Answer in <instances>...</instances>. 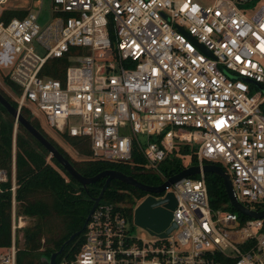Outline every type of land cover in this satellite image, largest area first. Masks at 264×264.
<instances>
[{
	"label": "built area",
	"instance_id": "built-area-1",
	"mask_svg": "<svg viewBox=\"0 0 264 264\" xmlns=\"http://www.w3.org/2000/svg\"><path fill=\"white\" fill-rule=\"evenodd\" d=\"M8 1L0 0V68L19 89V111L33 105L55 131L87 137L93 159L132 164L136 150L150 171L186 144L197 164L230 172L238 201L264 209V4L51 0L53 19L41 25L31 10L2 20ZM64 56V79L47 74ZM169 191L177 203L167 236L139 238L123 204L101 198L79 250L55 264H264V217L212 209L203 173L160 196ZM24 225L17 215L13 231ZM16 251L13 240L0 264H16Z\"/></svg>",
	"mask_w": 264,
	"mask_h": 264
},
{
	"label": "trees",
	"instance_id": "trees-1",
	"mask_svg": "<svg viewBox=\"0 0 264 264\" xmlns=\"http://www.w3.org/2000/svg\"><path fill=\"white\" fill-rule=\"evenodd\" d=\"M18 10L7 9L1 19L9 20L21 16ZM26 14L24 12L23 16ZM68 65L66 56L52 59L46 66L50 76L63 80ZM6 85L15 93L19 89L7 77ZM0 92L17 107L12 96L0 88ZM20 112L49 139L57 149L84 176H92L104 169H115L133 176L144 184H159L166 178L179 172L185 165L179 156H188L191 164H197L193 149L186 144L179 152L169 154L159 166V171L144 169V163L138 151H134L132 164L104 161L91 158L89 139L70 136L66 132H57L60 139L74 152L72 157L60 144L43 130L29 111L22 107ZM209 161H204L208 163ZM211 163V162H210ZM218 164V163H216ZM0 250L11 244L12 211L22 216L25 225L21 229V238L16 239V264H45L42 257H49L64 245L63 251L56 257H72L83 242L81 232L73 240L68 238L80 230L92 206V197L99 194L105 179L87 185L86 189L69 176L64 169L49 156L38 143L14 118L0 105ZM199 174L190 176L198 177ZM209 204L212 209L235 211L229 204L221 177L214 173H204ZM147 193L120 180L112 179L103 193L102 200L121 203L124 213L132 219L133 209ZM242 220L248 218L240 213Z\"/></svg>",
	"mask_w": 264,
	"mask_h": 264
},
{
	"label": "water",
	"instance_id": "water-1",
	"mask_svg": "<svg viewBox=\"0 0 264 264\" xmlns=\"http://www.w3.org/2000/svg\"><path fill=\"white\" fill-rule=\"evenodd\" d=\"M0 105L7 111L9 115L14 118L16 124H20L38 143H40L48 152L49 156L54 158L56 162L64 169V171L74 180L79 182L83 188L86 189L87 185L92 184L98 180L105 179L99 194L91 198L93 203L89 210V213L86 216L82 228L71 234V236L65 243L73 240L83 231L86 221L88 220L94 207L102 198L104 191L106 190L109 182L112 179L120 180L147 193L143 197V199L134 207L132 221L136 226H139L150 235L165 237L171 230L175 228V224L172 222V210L176 206L177 200L172 191L166 192L163 196H160L164 192L165 187H170L172 184L177 183L185 177L201 173H214L221 177L228 202L234 210L248 217H264V209L254 210L248 208L236 199L232 191V184L229 173L216 163L208 162L203 163L202 165L190 164L188 166H184L179 172L166 178L157 186L144 184L135 179L133 176L127 175L115 169H104L102 171H99L95 175L84 176L57 149V147L31 123L30 119L23 116L21 112L16 107H14L1 92ZM64 245L65 244L61 245V247L57 251L52 252L49 257H42V262L45 264H55L56 257L63 251Z\"/></svg>",
	"mask_w": 264,
	"mask_h": 264
},
{
	"label": "rangeland",
	"instance_id": "rangeland-1",
	"mask_svg": "<svg viewBox=\"0 0 264 264\" xmlns=\"http://www.w3.org/2000/svg\"><path fill=\"white\" fill-rule=\"evenodd\" d=\"M37 1L38 0H35V2L33 3V7L31 8V11H33L34 13L38 12V23L41 24V25H44V24L48 23L49 21H51L53 19L52 15H51V0H41L40 8H39V6L35 5L37 3ZM200 1H203V0H200ZM254 3H255V5H261V4H264V0H255ZM28 7L30 8V6H28ZM7 8L8 7H5L4 11L7 10ZM17 10L21 12L20 13L21 16L17 15L15 17H22L24 12H27L28 9H26L24 7H17ZM71 52L72 53H78V49H72ZM81 52H82V54L88 53V51L85 50V49H81ZM7 73H8V70L6 68H0V88H2L10 96L14 97V96H16V93L12 89H10L6 85L4 80H3V78L6 77ZM28 109L33 114V117L37 119V121L39 122L41 128L43 130H45L51 137H53L60 144V146H62V148L64 150H66L72 157L76 158V155L74 154V152L66 145V143H64L60 139V137L57 134V132H55V130L46 123V119H45V116L43 115V113L39 109H37L35 106H33V105H29ZM69 122L71 124H78L79 123V119L77 117H72L69 120ZM138 138L143 143L146 140L145 135H142V134H138ZM179 158H181V161H182L183 164L187 163L188 156H185V157L179 156ZM222 166L225 167L224 164H222ZM229 174H230V172H229ZM128 225H132V231L139 238L145 239V240H148V239L151 238L149 233H147L145 230H143L139 226H136L133 223V221L132 222H128ZM20 238H21V233L19 232L18 233V239L20 240Z\"/></svg>",
	"mask_w": 264,
	"mask_h": 264
},
{
	"label": "crops",
	"instance_id": "crops-1",
	"mask_svg": "<svg viewBox=\"0 0 264 264\" xmlns=\"http://www.w3.org/2000/svg\"><path fill=\"white\" fill-rule=\"evenodd\" d=\"M34 2H35V0H9L5 7H8L7 9H13V10H17V7H24L26 9H28V10H31V8L33 7V3ZM28 6H30V8ZM28 10H27V12H28ZM185 166H187V165H185ZM14 222H17V214L15 213L14 208H13V211H12V222H11V243L14 240V242L16 244V239H18V233L21 231V229L24 226L21 229H19V230H17V228H16V230L13 231Z\"/></svg>",
	"mask_w": 264,
	"mask_h": 264
},
{
	"label": "flooded vegetation",
	"instance_id": "flooded-vegetation-1",
	"mask_svg": "<svg viewBox=\"0 0 264 264\" xmlns=\"http://www.w3.org/2000/svg\"><path fill=\"white\" fill-rule=\"evenodd\" d=\"M160 184V183H159ZM159 184H147V185H151V186H157V185H159Z\"/></svg>",
	"mask_w": 264,
	"mask_h": 264
}]
</instances>
